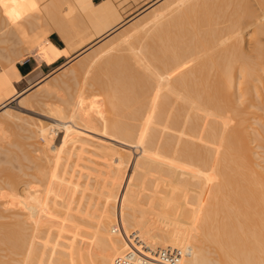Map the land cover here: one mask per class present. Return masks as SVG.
<instances>
[{
  "label": "bare ground",
  "instance_id": "bare-ground-1",
  "mask_svg": "<svg viewBox=\"0 0 264 264\" xmlns=\"http://www.w3.org/2000/svg\"><path fill=\"white\" fill-rule=\"evenodd\" d=\"M35 1L0 0V264H264V0H155L128 28L111 0ZM52 95L45 124L13 110Z\"/></svg>",
  "mask_w": 264,
  "mask_h": 264
},
{
  "label": "rangeland",
  "instance_id": "rangeland-1",
  "mask_svg": "<svg viewBox=\"0 0 264 264\" xmlns=\"http://www.w3.org/2000/svg\"><path fill=\"white\" fill-rule=\"evenodd\" d=\"M39 1H41V0H37V1H35V2L39 3ZM46 1H47V0H45V2H46ZM52 1H53V0H52ZM54 1H55V0H54ZM156 1H157V0H156ZM156 1H155V0H111V2H112V4H113L114 8L117 10L118 14L121 16L123 22H125V21L129 18V19H128L129 21L127 20V21H128L127 24L125 23V24L123 25V27L126 26V28H128V26H127L128 24H130V26H131V25H132L131 23H138V24L140 23V24H142V25L148 24V23L150 22V19L152 20V17L154 16L153 14H158L159 12H161L160 10L162 9V7H160V6L157 4V3H159V2L155 3ZM170 1L173 2V1H175V0H173V1L170 0ZM45 2H44V3H45ZM50 2H51V1H50ZM93 2L96 3L97 0H93ZM152 2H153V4H152ZM37 3H36V4H37ZM51 3H52V2H51ZM154 3H155V4H154ZM1 4H2V3H1ZM39 4H43V2L41 1ZM39 4H38V5H39ZM52 4H53V3H52ZM156 4H157V5H156ZM155 5H156V6H155ZM1 6H2V5H1ZM3 6H4V5H3ZM43 6H44V5H43ZM43 6L39 5V7H41V8H43ZM157 6H158V7H157ZM45 7H50V4H49V6H48V3H47ZM148 7H149V8H148ZM152 7H153V8H152ZM155 7H157V8L155 9ZM146 8H148L149 10L146 9ZM150 8H152V9H150ZM154 9H155L156 11H155ZM158 9H160V10H158ZM143 10H144V11H143ZM150 10H153V11H155V12L153 13V11H150ZM157 10H158V11H157ZM140 11H141V12H140ZM136 12H137V13H136ZM143 13H144V14H143ZM150 15H151V16H150ZM140 16H141V17H140ZM148 16H149V17H148ZM139 19H140V20H139ZM148 19H149V20H148ZM46 21H47L48 24H47L46 22H44V23H43V24H44V28H45V23L51 28L53 24L51 25V23L48 21V19H47ZM138 21H139V22H138ZM142 21H143V22H142ZM146 21H147V22H146ZM43 24H42V25H43ZM83 25H84L83 23H82V26H80V27H79V25H77V28H79V29L82 28V30H83L84 28H87V30L85 31V32H86L85 35H87V36H90V35L92 36V35H94L95 30H93L92 27H91L89 24H85L84 26H83ZM134 25H135V24H134ZM85 26H87V27H85ZM130 26H129V27H130ZM132 27H133V26H132ZM132 27H130V28H132ZM124 30H127V29L124 28ZM55 34H56V32H52L51 35H55ZM56 35H57V34H56ZM91 36H90V37H91ZM10 37H11V36H10ZM114 37H116V36H113V38H114ZM85 38H87V37L85 36ZM88 38H89V37H88ZM113 40H116V43H115V42H113V43L110 42V43H107V44H106V42H105L106 45H105L104 43H102V46H103V47L105 46L104 49L102 48V46H99V47H101L102 51L100 50L99 47H97V48H99L100 52L94 54V51H95V52L98 51L97 48H96V49H94L93 52H90V53L88 54V56L91 55V53H92V54H94L96 57L99 58L100 55H104L105 52H107V51H111V54H113L112 52H114V54H115V53H118V51L115 50V49H118V48H119V47L116 48L117 43H119V42H118V39H113ZM113 40H109V41H113ZM49 41H50V39H49ZM107 42H108V41H107ZM14 44H15V45H14V50H13V47H12V52H9V53H12V54H10V56L12 55L11 57L22 56V57H23V58H22V62H23L24 60L31 59V58H29V57L27 56V53H26L27 50L24 51L25 46H21V45H20V46L16 47L18 44H16V42H14ZM100 44H101V43H100ZM100 44H99V45H100ZM103 44H104V45H103ZM108 44L110 45V47H107V46H109ZM0 46H1V45H0ZM62 46H64V43H63ZM113 46H114V49H113ZM22 47H23V48H22ZM137 47H138V46H137ZM58 48H61V47H58ZM110 48H111V50H109ZM120 48H123V47H120ZM120 48H119V49H120ZM22 49H23V50H22ZM10 50H11V49H10ZM96 50H97V51H96ZM13 51H14V52H13ZM16 51H17L18 53H17ZM19 51H20V52H19ZM22 51H23V52H22ZM115 51H116V52H115ZM120 51L123 52L121 49H120ZM120 51H119V53H120ZM101 52H104V54H102ZM13 53H14L15 56H13ZM15 53H16V54H15ZM99 53H101V54H99ZM22 54H23V55H22ZM97 54H98V56H97ZM91 56H92V55H91ZM91 56H90V57H91ZM86 57H87V55H86ZM90 57H88V59L86 60V62L89 61V59H90L92 62H94V61H96V60L98 59V58L95 59L96 57L93 59L94 56H92V58H90ZM84 58H85V57H82V58L80 57V58L77 59L78 61H76V60H74V62L72 61V63H70V64L67 66V69H66V67H65L66 70L71 69L70 72H72V74H69L70 72H69V73H68V72H65V74H68V75L71 77V75H73V72L78 71V66H77V65L79 64L78 62H80V61L83 60ZM92 59H93L94 61H93ZM88 63H89L88 65L91 64L90 61H89ZM61 64H62V63H61ZM80 64H81V63H80ZM84 64H85V62L82 63L81 66L83 65V66L85 67L86 64H85V65H84ZM93 64H94V65H93ZM53 65H54V64H53ZM53 65H51V66H53ZM88 65H86V66L89 68ZM97 65H98V64H97ZM113 65H114V64H113ZM44 66H45V65H44ZM51 66H46V67H51ZM60 66H61V65H58L56 68L58 69ZM69 66H70L71 68H70ZM74 66H76V67H74ZM79 66H80V65H79ZM81 66H80L79 68H81ZM90 66H91L90 68H92V66H95V68H94V67L92 68V69H94L93 71H91L92 73H94V71H96V73H99V72H100V71H99L100 69L96 66V63H92ZM99 66H100V64H99ZM72 67H74V69L76 68L77 70H76V69H75L76 71H75V70H72V69H73ZM96 67H97L99 70L96 69ZM85 68H86V67H85ZM88 68H87V69H88ZM90 68H89V69H90ZM101 68H102V67H101ZM113 68H114V67H113ZM82 69H83V68H82ZM89 69H88V72H90ZM92 69H91V70H92ZM95 69H96V70H95ZM103 69H104V68H103ZM103 69H102V70H103ZM107 69H108V67H106V68L104 69V71H106ZM109 69H110V68H109ZM109 69H108L107 71H110ZM111 69H112V68H111ZM50 70H51V68H47V69H46V68H45V69L43 68V72H40V76H44V75H46L47 73H48V74H51V75H49V76L46 78L47 80L45 79V80L43 81V83L46 81V82H45V85L42 83V85H44V87L47 86V84L49 85V86H47V87H45V88H48V87L50 88V86H51V88H52V84H53L54 86H56V85H55V82H53L52 80H51L52 84H51V82H47V81H50L49 79H53V80H54V78H55V80H56L57 78H59V80H61V77H62V79H63L64 77L66 78L65 74L63 75V72H64V71L61 73L60 70H56L55 68H53L51 71H50ZM53 70H54V73H55V74L52 72ZM66 70H65V71H66ZM97 70H98L99 72H97ZM112 70H113V69H112ZM104 71H101V72L103 73ZM107 71L104 72L103 74H99V75L103 76L105 73H107ZM52 73H53L54 75H53ZM85 73H87V72H85ZM96 73H94V74H96ZM108 73H110V72H108ZM108 73H107V74H108ZM88 74L90 75V73H87V74H83V76H87ZM68 75H67V78H69ZM91 75H92V74H91ZM91 75H90V76H91ZM105 75H106V74H105ZM105 75L103 76L105 79L102 78V77H100V76L97 77L98 74H97L96 77H95V75H94V77H93L94 79H92L90 82H91V83H92L93 81L95 82V80L97 79L98 82H97V81H96V82H97L98 84H97L96 82H95V84H94V82H93V84H89L90 82H88V81H86V80H87V78H88V80H89L90 77L87 76V78H86V77H83V76H82V77H80L81 80H82V82L78 80V81L81 82V83L76 84L78 89L75 88L76 90H75V89H73V90H75L76 93H77V90H78V93H81V92H83V88H84V90H85V88H86L87 86H88V87H91V85L94 86L96 89H97V88L100 89V86H101L104 82H99V81H100L101 79H104V81H106L107 75H106V77H105ZM60 76H61V77H60ZM63 76H64V77H63ZM92 76H93V75H92ZM108 76H109V75H108ZM67 78H66V79H67ZM83 78H85V79H84V82H83ZM95 78H96V79H95ZM108 78H109V77H108ZM108 78H107V79H108ZM55 80H54V81H55ZM57 80H58V79H57ZM57 80H56V81H57ZM59 80H58V84H60ZM61 81H65V79H64V80H61ZM85 81L88 82V83H86ZM102 81H103V80H102ZM75 82H76V81H75ZM46 83H47V84H46ZM76 83H77V82H76ZM99 83H101V85H100ZM50 84H51V85H50ZM56 84H57V83H56ZM58 84H57V85H58ZM73 84H74V82H73ZM73 84L71 83V87H72V88H73V86H72ZM81 84H82V85H81ZM83 84H84V86H83ZM85 84H86V87H85ZM87 84H88V85H87ZM96 84L98 85L97 87L95 86ZM74 85H75V84H74ZM76 85H75V87H76ZM79 85H80L81 87H80ZM78 86H79L80 88H79ZM71 87H70V89H71V93H70V94H73L72 92H74V94H76L75 91H72V88H71ZM88 87H87V88H88ZM45 88H44V89H45ZM87 88H86V89H87ZM95 88H93V89L89 88V90L87 89L88 91H87V90H86V91H87V92H90V89L93 91ZM44 89L42 90L43 92H44ZM79 89H81V90H79ZM40 90H41V89H40ZM42 91H41V92H42ZM67 91H70V90H67ZM67 91H66V90L64 91L65 94H63V92L61 91V92L59 93V95L62 94V96H63V95H64V96H65V95L68 96L69 94L66 93ZM92 91L90 92V94L88 93L89 95L84 94V96H90L91 94L94 95V96L97 95L98 91H97V92H95L96 90L94 91L96 94L93 93ZM41 92H40V95L43 93V92H42V93H41ZM84 92H85V91H84ZM84 92H83V93H84ZM68 93H69V92H68ZM28 94H29V93H28ZM60 96H61V95H60ZM62 96H61V97H62ZM65 97H66V96H65ZM23 102L25 103V101H22L21 103H18V105H17L16 102H14V104H12V105H13V110H16V109H17L16 112L18 111L19 114L22 113L21 116H22L23 118L25 117L27 123H29V124L33 123L34 121H38L37 119H40V122H42L43 124H45L44 121H46V120H45V119H42V117H39V116H41V115L43 114V112H47V111H49V110H51V109L56 108V105H57V104H60V97L57 96V95H52V96H50L49 98H47V99L45 100L47 106H42V107L40 108V109H42V110H39V109H36V107H33V106L31 107V106H30L31 108H34V109H32V110H34V111H32V112H30V113H29L28 110H31V108L27 106V105H29L30 103L26 102V103H28L27 105L25 104V105L28 107V109H27L26 106L23 105ZM90 105H91V104H90ZM19 106H21V107L25 106V108L27 109L28 112L26 111L25 108H21V107L18 108ZM97 106H98V105H97ZM99 106H101V105L99 104ZM91 107H92V106H91ZM91 107L89 108L90 111L92 110ZM94 107H95V108H94ZM15 108H16V109H15ZM29 108H30V109H29ZM93 108H94V109H98V110L100 109V110H101V108L96 107V105L93 106ZM22 109H23V110H22ZM94 109H93V110H94ZM24 110H25V111H24ZM36 110H38V111H36ZM93 110H92L91 112H93ZM98 110H96V111H98ZM35 111H36L37 113H36ZM98 112H100V111H98ZM27 113H29V114H27ZM34 113H35V114H34ZM93 113H96V112H93ZM24 114H25V115H24ZM31 114H33V115H31ZM100 114H101V113H100ZM26 116H27V117H26ZM29 116H30L31 118L33 117V119L30 120V119L28 118ZM25 118H24V119H25ZM34 118H35V119H34ZM36 118H37V119H36ZM28 120H29V122H28ZM42 120H44V121H42ZM18 124H19V122H18ZM20 124H21V126H22V124L24 125L23 127L26 128V130L24 129V131H26V133L28 134V136H30L29 133L27 132V127H25L26 125H25L24 123H22V122H20ZM14 127L16 128V127H18V125H16V126L14 125ZM19 127H20V125H19ZM19 127L16 128V129H15V128L13 129V127H12V128H11V127H8V129H9V128H10V130L13 129V131L16 132V133H15V136H14V132H13V131L8 130L7 128H6L5 130H7L6 132H8V131H9V132H13V133H11V134L8 132V133L10 134V137H12V139H13V140H10L11 143H12V141H13L15 144H19V145H20V143H21V144L23 145V144L25 143V138H27V137H26L27 135L25 136V138H24V137H23V138H21V137L19 138V136H23V133H21V134H22V135H21V134H20L21 131H20V132L18 131ZM23 127L20 128L22 131H23ZM24 131H23V132H24ZM17 133H18L19 136L17 135ZM24 133H25V132H24ZM26 133H25V134H26ZM4 134H5V132H4ZM9 134H8V135H9ZM6 135H7V134L4 135L5 138L3 139V140H5L6 143H4L3 140H1V141H2V146H5V144L8 145V143H10V142H7V141H9V140H6L7 138H10V137H8V135H7V136H6ZM12 135H13V136H12ZM4 136H3V137H4ZM17 136H18V137H17ZM16 138H17V139H16ZM10 139H11V138H10ZM35 139L38 140V138H34V139H31V140L33 141V140H35ZM18 140H19V141H18ZM21 140H22V141H21ZM37 140H36V141H37ZM20 141H21V142H20ZM28 141H29V140H26V142L30 144V142H28ZM32 141H31V143H32ZM38 141L40 142V140H38ZM22 142H23V143H22ZM34 142H35V141H34ZM34 142H33V143H34ZM0 143H1V142H0ZM27 143H25V144H26V147L29 145V144H27ZM36 144H37V143H36ZM38 144H40V143H38ZM7 145H6V147H7ZM19 145H18V146H19ZM0 146H1V144H0ZM28 148H29V147H27V149H28ZM256 151H257V150H256ZM259 151H260V150H258L257 152L259 153ZM134 156H135V155L133 154V157H134ZM13 172H15V171H13ZM127 173H128V172H126V174L124 173V174H125V175H124L125 177L123 178L124 180L122 181V186H121V188H120V191H122V190L124 189V186H125V183H126V180H127V175H128Z\"/></svg>",
  "mask_w": 264,
  "mask_h": 264
},
{
  "label": "crops",
  "instance_id": "crops-1",
  "mask_svg": "<svg viewBox=\"0 0 264 264\" xmlns=\"http://www.w3.org/2000/svg\"><path fill=\"white\" fill-rule=\"evenodd\" d=\"M101 0H97V2H99ZM49 39L51 41V43H53L55 46L57 47H63V42L61 41V39L55 34V35H50ZM64 60L61 59L58 62H56L53 66L51 67H46V66H42L41 67V72H43V68L47 69V68H51V70L55 67H57L58 65H60L61 63H63ZM17 68L19 70V73L22 74L24 77H27L28 75H30L36 68V62L34 59H27L24 60L22 63L17 65ZM50 70V71H51ZM32 71V72H31Z\"/></svg>",
  "mask_w": 264,
  "mask_h": 264
},
{
  "label": "built area",
  "instance_id": "built-area-1",
  "mask_svg": "<svg viewBox=\"0 0 264 264\" xmlns=\"http://www.w3.org/2000/svg\"><path fill=\"white\" fill-rule=\"evenodd\" d=\"M180 255H181L180 250H177V249L170 250V252H169L170 261L172 263H175L177 261V259L180 257ZM114 264H124L123 259H121V258L116 259Z\"/></svg>",
  "mask_w": 264,
  "mask_h": 264
}]
</instances>
